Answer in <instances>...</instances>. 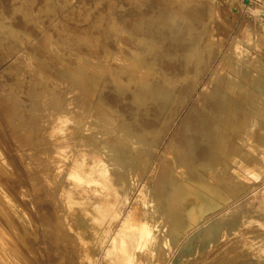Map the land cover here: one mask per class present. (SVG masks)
<instances>
[{"label": "bare ground", "instance_id": "1", "mask_svg": "<svg viewBox=\"0 0 264 264\" xmlns=\"http://www.w3.org/2000/svg\"><path fill=\"white\" fill-rule=\"evenodd\" d=\"M243 2L0 0V264H264Z\"/></svg>", "mask_w": 264, "mask_h": 264}, {"label": "rangeland", "instance_id": "2", "mask_svg": "<svg viewBox=\"0 0 264 264\" xmlns=\"http://www.w3.org/2000/svg\"><path fill=\"white\" fill-rule=\"evenodd\" d=\"M243 5H244V8L243 9L242 8L241 9L240 8L239 9L234 8V13L235 14H238V18H241V19H245V18H248V17H252V12L248 8L251 7V6L253 8V6L255 5V3L253 2V0H244ZM260 13L261 14H264V11H262Z\"/></svg>", "mask_w": 264, "mask_h": 264}]
</instances>
